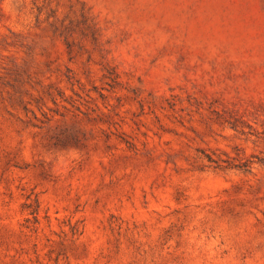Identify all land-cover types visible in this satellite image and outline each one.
Returning a JSON list of instances; mask_svg holds the SVG:
<instances>
[{"label":"rangeland","instance_id":"rangeland-1","mask_svg":"<svg viewBox=\"0 0 264 264\" xmlns=\"http://www.w3.org/2000/svg\"><path fill=\"white\" fill-rule=\"evenodd\" d=\"M0 264H264V0H0Z\"/></svg>","mask_w":264,"mask_h":264}]
</instances>
